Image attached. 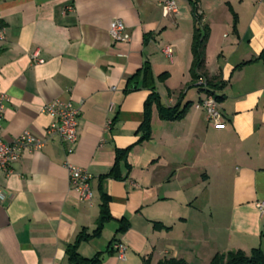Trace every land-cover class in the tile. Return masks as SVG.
Returning a JSON list of instances; mask_svg holds the SVG:
<instances>
[{
    "label": "crops",
    "instance_id": "obj_1",
    "mask_svg": "<svg viewBox=\"0 0 264 264\" xmlns=\"http://www.w3.org/2000/svg\"><path fill=\"white\" fill-rule=\"evenodd\" d=\"M163 1L0 0V94L8 99L2 140L23 131L43 138L47 103L79 108L70 156L53 137L38 151H23L11 174L0 170V264H69L66 249L95 230L100 191L111 219L98 237L77 246L83 258L101 253L100 264H209L229 251L264 253V212L257 208L264 203V63L257 60L264 0H194L209 29L205 72L222 85L213 91L225 124L220 129L195 107L206 93L189 72L190 6L174 0L175 10L164 14ZM115 19L124 25L118 42L108 33ZM145 63L153 91L143 87L142 74L128 91ZM152 92L183 115L163 121L153 103L149 139L139 143ZM126 149L122 179H101ZM66 161L92 175L90 201L71 187ZM120 222L126 229L116 234ZM112 239L126 247L122 261L106 253Z\"/></svg>",
    "mask_w": 264,
    "mask_h": 264
},
{
    "label": "trees",
    "instance_id": "obj_2",
    "mask_svg": "<svg viewBox=\"0 0 264 264\" xmlns=\"http://www.w3.org/2000/svg\"><path fill=\"white\" fill-rule=\"evenodd\" d=\"M190 6L191 17L193 21V32L191 37L190 44V53H191V65H190V75L193 84H197L199 80L205 81V89L198 86L197 87L207 94L214 97L215 101L218 102L219 98L215 97L213 91L220 90L222 88L221 83H219L216 79L208 78L205 72V46L209 36V29L206 25L202 23V17L198 12L197 3L194 0H187ZM236 18L233 16V27H235ZM264 63V50L259 55L258 59ZM142 74V85L144 88L150 89L153 91L152 83H148L150 78V69L147 63L143 65V68L140 72H137L132 79L130 80L132 83L131 88L128 91L136 90L137 80ZM164 75V74H163ZM163 75L159 76V79L164 77ZM151 79V78H150ZM156 105L158 116L163 121H172L178 120L182 117L183 111H179L177 107L173 108H165L159 103V98L155 93H151L145 102L144 108V119L141 123L138 133H140L138 142L146 141L149 139L150 135V107L152 104ZM129 152V149L117 151L115 154L114 164L111 169L108 171L106 175H104L101 179H113V180H121L120 174V164L124 163L126 160V156ZM111 219L108 209V198L105 194L100 191V204H99V213L98 217L95 221V230L87 235L86 233H80L74 244L69 246L66 249V257L69 264H100L103 261V256L101 253L96 254L94 257L90 259L83 258L77 253V246L83 242L88 241L92 238H96L99 236L103 226ZM157 229H162L161 225H154ZM126 229V224L123 222L119 223V227L116 230V234L123 233ZM119 241L112 239L107 246L106 253L115 254L113 250V246ZM142 264H150L149 259H143ZM157 264H187L182 259H164ZM209 264H264V253L260 248H254L249 251V253H244L240 250L237 251H229L222 254H216L212 257Z\"/></svg>",
    "mask_w": 264,
    "mask_h": 264
},
{
    "label": "built area",
    "instance_id": "obj_3",
    "mask_svg": "<svg viewBox=\"0 0 264 264\" xmlns=\"http://www.w3.org/2000/svg\"><path fill=\"white\" fill-rule=\"evenodd\" d=\"M262 1V0H258ZM164 14L174 11L176 3L174 0H165L161 4ZM124 25L121 20H112L109 24L108 33L113 42L122 40V33ZM2 34H0L1 37ZM163 54L167 57L171 55V48L165 47L162 50ZM33 59H36L34 54ZM38 63H42L41 60H36ZM197 85L205 89V81L199 80ZM8 99L5 95L0 94V170L6 175L11 174V166L15 164L20 154L23 151L34 152L42 149L46 142L53 137H56L65 146V155L70 156L73 153L74 146L77 142V121L79 117L78 106L73 105L70 102H62L55 100L53 102L45 104L41 108V112L49 117L50 122L44 131L43 138H36L29 132L23 131L11 142H4L2 140V119L5 106ZM197 109L204 111L206 120L214 128H223L225 126L222 116L218 110L217 102L211 95H205L204 99L195 105ZM65 169L68 174L71 187L77 191L79 199L81 201H90L91 190L90 181L92 175L82 168H79L68 161L64 163ZM3 194L0 191V200L3 199ZM258 210L264 212V203L257 204ZM114 253L118 260L124 259L126 247L121 242L116 243L113 246Z\"/></svg>",
    "mask_w": 264,
    "mask_h": 264
}]
</instances>
